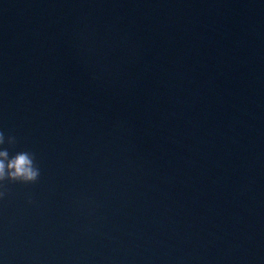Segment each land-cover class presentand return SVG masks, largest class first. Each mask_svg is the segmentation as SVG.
Masks as SVG:
<instances>
[{"label": "water", "instance_id": "obj_1", "mask_svg": "<svg viewBox=\"0 0 264 264\" xmlns=\"http://www.w3.org/2000/svg\"><path fill=\"white\" fill-rule=\"evenodd\" d=\"M0 131V264H264V0H0Z\"/></svg>", "mask_w": 264, "mask_h": 264}, {"label": "clouds", "instance_id": "obj_2", "mask_svg": "<svg viewBox=\"0 0 264 264\" xmlns=\"http://www.w3.org/2000/svg\"><path fill=\"white\" fill-rule=\"evenodd\" d=\"M16 142L15 136L10 135L7 138L9 146H14ZM4 144L5 134L0 131V146ZM40 175V168L34 153L20 151L10 155L7 148L0 150V200H3L8 194L7 183L35 184Z\"/></svg>", "mask_w": 264, "mask_h": 264}]
</instances>
